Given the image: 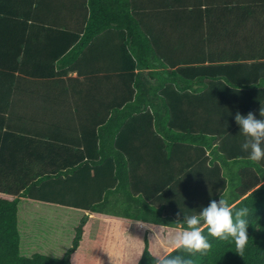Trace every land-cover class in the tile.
Wrapping results in <instances>:
<instances>
[{"label": "trees", "instance_id": "obj_1", "mask_svg": "<svg viewBox=\"0 0 264 264\" xmlns=\"http://www.w3.org/2000/svg\"><path fill=\"white\" fill-rule=\"evenodd\" d=\"M158 8L172 13H149ZM260 9L264 0H0V264H74L84 224L61 257L23 252L29 229L20 214L29 204L121 214L176 236L183 213L220 198L234 210L249 208L248 243L239 254L231 240L208 237L194 264H264V168L237 172L227 157L209 167L207 143L182 111L197 82L231 91L240 87L233 74H260L247 86L264 87ZM170 22L178 25L172 31L164 27ZM29 78L47 90L24 92ZM20 97L69 107L80 145L46 140L39 151L33 131L14 130V120L25 119L12 111ZM31 227L38 233L36 220ZM150 254L164 253L146 239L137 264H152Z\"/></svg>", "mask_w": 264, "mask_h": 264}, {"label": "crops", "instance_id": "obj_2", "mask_svg": "<svg viewBox=\"0 0 264 264\" xmlns=\"http://www.w3.org/2000/svg\"><path fill=\"white\" fill-rule=\"evenodd\" d=\"M186 1L187 0H185V5ZM171 3H173V0H171ZM158 10L159 11L151 10L149 13H172L168 8H158ZM257 14H260L264 21V9H260ZM170 23L164 26L168 31H172L174 27L178 26ZM254 75L256 74H233L234 79L240 87H232L231 91L223 85L215 82V84L206 83L207 85L204 88H202L199 82H197V84H192V87L196 89V92L193 91L192 94L188 95L183 101L182 111L187 112L188 115H192V119H194L193 126L196 130L194 131L195 134L207 143L203 146V149L205 150L204 158H207L206 164H208L209 167L214 168V166H218V164L224 165L223 160L227 157L230 158L231 161H235L234 166L237 172L241 171L243 167H249L252 170L256 168L257 170L264 168V161L259 163L254 162L249 158L248 153L241 150V144L244 142V137L239 133L240 128L235 121V115L237 113L247 115L251 112L257 119H260V111H264V87L260 86L259 88L255 87L253 89L247 86L248 81L252 79V76L254 79ZM256 76L259 78L260 74H257ZM68 77L75 78L76 74H70ZM29 79H26L27 81L25 84L23 83L24 86L21 88L24 92L34 93L37 92V90H47V87H44L45 83L41 82V84H35L32 83V79H30V81ZM195 94L197 95L195 96ZM19 100L18 105H16L12 111H15V114H18V116L25 119L21 124V120H19V122L14 120V130L16 132L33 131V133H35L34 136L37 137L36 140H39L40 142L39 147H41V149L37 147L39 151H45L43 150V144L46 143V140L58 142V144H61L60 146H63L64 144L65 148L70 144H72L71 146L80 145L81 141L79 143L77 142V139L79 138L78 135L80 134L77 135L75 139L76 141H73L75 135L74 132V135L72 136L73 138L71 137L72 128L70 127V121H72L71 115L73 114V111L69 107L63 109L54 106V104L49 106L44 102L33 101L31 97H20ZM35 119L46 122V124H49L48 126H51L54 129L47 133L48 129L46 131V128L43 129V127L39 125H35V127L34 125L29 126V120L31 122ZM87 126L90 128L92 127L91 124ZM50 132L54 133L52 134L55 136L53 140L49 137L51 135ZM32 144L34 145L38 143L32 142ZM87 148L88 146L83 150L85 153L84 156L87 157V154H90L92 157V149L89 150L88 153ZM56 151L62 153L61 151H63V148L59 147ZM223 151L224 154L222 156L220 153ZM77 153L78 151L76 154ZM230 166L233 167L232 164L229 165V168ZM228 172L229 169H224V171H222V173L226 174Z\"/></svg>", "mask_w": 264, "mask_h": 264}, {"label": "rangeland", "instance_id": "obj_3", "mask_svg": "<svg viewBox=\"0 0 264 264\" xmlns=\"http://www.w3.org/2000/svg\"><path fill=\"white\" fill-rule=\"evenodd\" d=\"M118 207L120 204L114 206V210ZM20 216L23 227L25 223L29 229L22 239L23 252L29 254L40 251L61 257L71 246L75 227L84 224L74 264H137L146 239L150 250L166 253L176 237L172 230L163 231V228L134 223L123 219L121 214L110 219L105 215L88 216L79 211L37 203L27 205ZM31 220H36L39 234L37 229H32ZM35 233L40 235L39 239L34 238Z\"/></svg>", "mask_w": 264, "mask_h": 264}, {"label": "clouds", "instance_id": "obj_4", "mask_svg": "<svg viewBox=\"0 0 264 264\" xmlns=\"http://www.w3.org/2000/svg\"><path fill=\"white\" fill-rule=\"evenodd\" d=\"M260 116L261 118L257 119L251 112L247 115H235L239 133L244 137L241 150L248 153L249 158L257 163L264 161V111H260ZM249 216V208L234 210L223 198L210 201L207 206L201 207L198 213H183V219H177L183 230L172 241V249L164 254H150L152 264H194L191 257L209 249L208 237L231 240L235 244L236 252L240 254L249 239L247 230L252 224ZM201 225L206 226L207 235L202 232ZM255 226L260 227L259 224ZM173 250L176 251L175 255L172 254Z\"/></svg>", "mask_w": 264, "mask_h": 264}]
</instances>
